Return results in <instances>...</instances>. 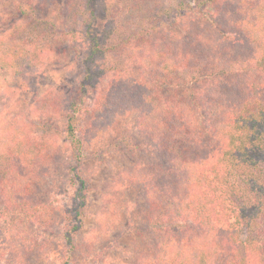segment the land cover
Masks as SVG:
<instances>
[{
  "label": "trees",
  "instance_id": "1",
  "mask_svg": "<svg viewBox=\"0 0 264 264\" xmlns=\"http://www.w3.org/2000/svg\"><path fill=\"white\" fill-rule=\"evenodd\" d=\"M72 1L77 8L69 14L67 6L72 16L60 31L83 29L81 79L66 99L49 90L33 107L59 117L62 146L15 120L1 128L8 231L30 252L42 249L43 236L59 235L60 264H71L82 212H63L38 196L39 186L61 166L63 148L81 164L134 116L145 139L137 149L150 160L121 171L103 196L97 230L116 224L118 193L137 189L152 235L141 236L135 264H264V0H207L203 9L182 0L169 21L153 0ZM107 56L106 65L95 64ZM32 68L26 52L0 37L1 71L24 76ZM72 171L66 176L78 201L87 184Z\"/></svg>",
  "mask_w": 264,
  "mask_h": 264
},
{
  "label": "rangeland",
  "instance_id": "2",
  "mask_svg": "<svg viewBox=\"0 0 264 264\" xmlns=\"http://www.w3.org/2000/svg\"><path fill=\"white\" fill-rule=\"evenodd\" d=\"M180 1L182 0H153L150 6L156 5L160 18L168 17L169 21ZM106 2H100V9L105 8ZM198 2V7L202 9L208 4L207 0ZM184 4L196 6L197 3L195 0H184ZM67 6L69 14L74 13L76 1L0 0V37L26 52L28 61L35 65L24 76L0 70V133L5 123L15 120L31 136L42 137L62 146L63 142L59 137L62 122L59 117H41L33 112V107L35 101L49 90L58 92L66 99L68 90L81 79L82 68L78 56L88 49V42L79 25L72 27V33L61 35L60 30H67V24L62 23L63 19L69 21L68 18L72 16H66ZM28 13H31L32 21L25 19V14ZM37 22L44 27L34 29V23ZM108 27L109 24H106L105 29L102 28L105 36ZM119 56L117 59L123 62ZM109 59V56L104 57L95 64L106 65ZM162 94L168 95L166 90ZM134 122V116L128 118L116 136L92 149L83 157L81 164L76 165L69 152H65L63 148L57 159L61 166L50 170L48 177L42 179L38 196L51 197L68 215L74 214L77 209L82 212L71 264H135L138 257L137 244L145 240L141 236L152 235L143 221V200L137 189L127 197L118 193V207L121 209L117 211L116 224L109 231L97 230V220L105 202L103 196L109 193V187H112L121 171L133 163L150 160L149 155L137 149L145 139L134 128ZM201 122L203 123V119ZM71 167L75 170L73 173L80 171L87 184L85 197L78 201L77 198L73 199L75 189L66 176ZM3 213L5 208L0 194V264H60L62 241L59 235L43 236L47 238V242L40 251H25L16 237L8 231ZM55 232V235L59 234L60 227ZM38 239L40 240V236Z\"/></svg>",
  "mask_w": 264,
  "mask_h": 264
}]
</instances>
